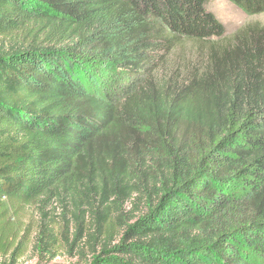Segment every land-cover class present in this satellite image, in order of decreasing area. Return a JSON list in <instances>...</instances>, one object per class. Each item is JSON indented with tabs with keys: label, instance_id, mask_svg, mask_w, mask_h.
<instances>
[{
	"label": "trees",
	"instance_id": "trees-1",
	"mask_svg": "<svg viewBox=\"0 0 264 264\" xmlns=\"http://www.w3.org/2000/svg\"><path fill=\"white\" fill-rule=\"evenodd\" d=\"M209 1L0 0V264L25 207L82 191L134 223L76 264H264V39L223 46ZM183 43L208 63L173 78Z\"/></svg>",
	"mask_w": 264,
	"mask_h": 264
},
{
	"label": "rangeland",
	"instance_id": "rangeland-1",
	"mask_svg": "<svg viewBox=\"0 0 264 264\" xmlns=\"http://www.w3.org/2000/svg\"><path fill=\"white\" fill-rule=\"evenodd\" d=\"M207 9L225 27L223 46L234 47L241 40L255 43L259 38L264 39V15L247 16L228 0H210ZM200 49L193 43L179 45L167 55L164 73L174 78L177 74H185L190 68H203L208 63V52ZM85 193L82 191L74 196L63 193L60 199L47 203L43 207L44 212L39 204L21 211L19 218L23 243L18 264L85 263L90 257V250L86 247L89 238H97L99 243L95 247L103 241L112 246L118 243L119 234L134 223L130 217L132 210L124 205L118 209L112 207L106 212V207L114 200L111 195L108 196L110 202L102 204V198L99 197L95 206L90 208ZM76 205L82 209L77 210ZM111 229L113 232L110 234ZM43 230L46 231L43 237L46 242L42 245L38 237ZM77 233L79 238L75 242Z\"/></svg>",
	"mask_w": 264,
	"mask_h": 264
}]
</instances>
